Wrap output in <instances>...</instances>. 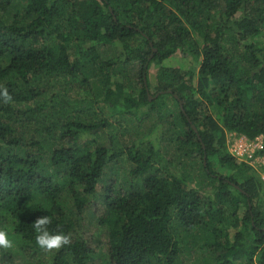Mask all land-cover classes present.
Instances as JSON below:
<instances>
[{"label":"trees","instance_id":"1","mask_svg":"<svg viewBox=\"0 0 264 264\" xmlns=\"http://www.w3.org/2000/svg\"><path fill=\"white\" fill-rule=\"evenodd\" d=\"M3 88L0 264H95L87 212L101 264H264V182L227 145L264 140V0H0Z\"/></svg>","mask_w":264,"mask_h":264},{"label":"rangeland","instance_id":"2","mask_svg":"<svg viewBox=\"0 0 264 264\" xmlns=\"http://www.w3.org/2000/svg\"><path fill=\"white\" fill-rule=\"evenodd\" d=\"M189 60V59H188ZM184 58V55L182 54H176L173 58L165 61L164 65L166 66H186L189 65V61ZM157 70V68H156ZM117 128V127H116ZM119 131H121L120 128H117L115 130H112V134H118ZM233 132L227 133V138L231 135ZM104 137L108 136L109 133L105 132L102 134ZM115 135V136H116ZM117 166V165H116ZM114 164V166H110L105 177L106 181H114L115 179L118 180V182H122L124 178L127 177V170L128 165L121 163V166L119 165L120 169H117ZM126 168V169H125ZM103 184L98 185V190H102ZM92 210V209H91ZM90 212H87V216L85 219L81 222V228L78 229V231L81 232L91 243V246L97 249L98 255L94 259L95 264H101L102 263V256L100 253L103 252V248L106 247L107 242V236H106V230L103 226L99 225L98 221L95 218H92L90 216ZM206 250H208L206 248ZM197 252L202 255L200 249L197 250ZM22 256H19L18 253H15V258H13L14 263L13 264H25L24 259H21ZM195 257V255L193 256ZM192 260H187L185 262H189ZM8 264H10V261H8Z\"/></svg>","mask_w":264,"mask_h":264},{"label":"built area","instance_id":"3","mask_svg":"<svg viewBox=\"0 0 264 264\" xmlns=\"http://www.w3.org/2000/svg\"><path fill=\"white\" fill-rule=\"evenodd\" d=\"M229 152L238 162L251 166L264 182V140L262 136L253 139L238 133H231L227 138Z\"/></svg>","mask_w":264,"mask_h":264},{"label":"clouds","instance_id":"4","mask_svg":"<svg viewBox=\"0 0 264 264\" xmlns=\"http://www.w3.org/2000/svg\"><path fill=\"white\" fill-rule=\"evenodd\" d=\"M0 97H3L5 101L11 99L6 88L0 89ZM50 223L51 220L48 216H42L33 223L34 230L37 233L35 237L36 243L41 248L48 250L59 249L62 246L69 244V236L63 233L52 234L48 230L47 226ZM12 246V241L9 239L7 232L0 230V248L10 249Z\"/></svg>","mask_w":264,"mask_h":264}]
</instances>
